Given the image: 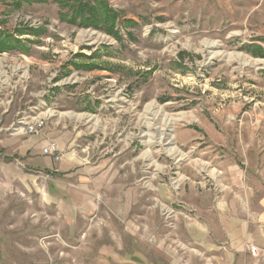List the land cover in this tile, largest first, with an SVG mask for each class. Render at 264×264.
I'll use <instances>...</instances> for the list:
<instances>
[{
    "label": "rangeland",
    "instance_id": "1",
    "mask_svg": "<svg viewBox=\"0 0 264 264\" xmlns=\"http://www.w3.org/2000/svg\"><path fill=\"white\" fill-rule=\"evenodd\" d=\"M107 1L121 43L0 0V33L48 31L0 54V131L44 117L24 141L51 127L60 157L0 155V264H264L228 247L230 222L262 215L244 189L264 161V58L243 47L264 50V0Z\"/></svg>",
    "mask_w": 264,
    "mask_h": 264
},
{
    "label": "trees",
    "instance_id": "2",
    "mask_svg": "<svg viewBox=\"0 0 264 264\" xmlns=\"http://www.w3.org/2000/svg\"><path fill=\"white\" fill-rule=\"evenodd\" d=\"M5 3L11 4L14 9H21L23 5L33 4H48L50 2L56 4L59 9V20L62 23L68 24L72 27L89 29L105 33L114 38L118 43L123 42V35L119 29L120 13L112 9L107 0H2ZM10 5V6H11ZM138 27L134 20H126L123 28ZM48 33L45 27L38 29L24 28V30H16L15 36L11 34L0 33V54L4 53H21L30 54L31 46H28L24 40L21 39L24 35H31L38 37ZM129 38H133L131 31L127 33ZM247 53L251 55L264 58V50L260 46H246L243 47ZM77 70L92 69L94 64L71 62Z\"/></svg>",
    "mask_w": 264,
    "mask_h": 264
},
{
    "label": "crops",
    "instance_id": "3",
    "mask_svg": "<svg viewBox=\"0 0 264 264\" xmlns=\"http://www.w3.org/2000/svg\"><path fill=\"white\" fill-rule=\"evenodd\" d=\"M4 56H7V54H4ZM9 129L7 128V130L3 129L0 131V155H4V153L7 154L8 152L13 151V154L20 156L22 158V162L28 166L34 168L43 167V169H49L50 166H53L52 159L54 157L43 154L44 148L55 142L52 141L56 139L53 128L47 127V130H44L45 132L42 133L43 137L40 138V141H32L31 143L29 141H24V136L26 135L12 133L9 131ZM49 140H51V142H49L44 147V143H47ZM5 158L8 160L13 159V157ZM256 162H260L261 168L258 169L260 166L258 164L254 165V163L251 162V172L249 171V173L252 174V176L248 177L246 180L244 193L250 199H259L258 203L261 210L259 213L262 214L260 222L257 223L258 225L255 224L251 226L250 223L244 224L243 220L239 219H234L232 222H230L228 227V247L231 251L243 255L249 253V246H254L259 250L258 254L261 255V261H264V182H259V180L254 175V173L258 174L259 172L262 176H264V161ZM240 197H243L242 194ZM245 205L243 204V200L240 203L236 202L235 205L231 206L232 209H230V213H242L243 208L246 210ZM237 206H239V209H237Z\"/></svg>",
    "mask_w": 264,
    "mask_h": 264
},
{
    "label": "built area",
    "instance_id": "4",
    "mask_svg": "<svg viewBox=\"0 0 264 264\" xmlns=\"http://www.w3.org/2000/svg\"><path fill=\"white\" fill-rule=\"evenodd\" d=\"M44 120H45L44 118H37L33 122L29 123L28 121L24 120V116H23L22 119H20L15 125H13V127L10 129V132L20 133V134L24 132L25 134H31L37 136L42 132V130L46 126ZM57 152L58 150L55 143H51L43 150L44 155L53 156L56 160L60 159ZM250 251L253 256L258 255V249L256 247H251Z\"/></svg>",
    "mask_w": 264,
    "mask_h": 264
}]
</instances>
